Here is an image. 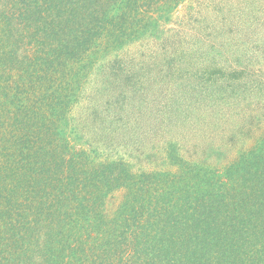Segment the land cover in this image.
I'll return each mask as SVG.
<instances>
[{
    "label": "trees",
    "instance_id": "trees-1",
    "mask_svg": "<svg viewBox=\"0 0 264 264\" xmlns=\"http://www.w3.org/2000/svg\"><path fill=\"white\" fill-rule=\"evenodd\" d=\"M183 1L0 0V264H264L263 87L233 134L184 106L144 167L93 146L134 123L112 54Z\"/></svg>",
    "mask_w": 264,
    "mask_h": 264
},
{
    "label": "rangeland",
    "instance_id": "rangeland-1",
    "mask_svg": "<svg viewBox=\"0 0 264 264\" xmlns=\"http://www.w3.org/2000/svg\"><path fill=\"white\" fill-rule=\"evenodd\" d=\"M156 16L142 41L127 46L121 55L112 54L118 60L111 67L117 74H126L130 91L124 95L131 97L135 108L119 119L121 124L129 118L134 121L124 135L129 136L123 140L129 144L103 147L97 142L102 138L100 122H92L97 133L93 146L138 167L147 165L146 156L160 152L163 140H179V135L189 132L186 126L168 125L172 119L177 121L184 106L214 104L216 110L207 112L209 119L228 118L230 124H237L228 125L227 132L233 134L244 108L255 113L250 111L251 102L264 88V0H185L175 8L159 9ZM141 95L145 98L136 107ZM100 109L107 126L121 114L110 106ZM89 112L83 110L81 118ZM200 112L184 113L196 118ZM91 117L82 120L86 123ZM206 131L215 134L220 128ZM138 138L148 143H132Z\"/></svg>",
    "mask_w": 264,
    "mask_h": 264
}]
</instances>
